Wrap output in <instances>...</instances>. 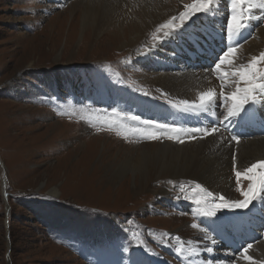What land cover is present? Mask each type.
<instances>
[{
  "label": "rangeland",
  "instance_id": "rangeland-1",
  "mask_svg": "<svg viewBox=\"0 0 264 264\" xmlns=\"http://www.w3.org/2000/svg\"><path fill=\"white\" fill-rule=\"evenodd\" d=\"M72 2L0 0V264H199L180 256L177 241L199 235L186 206L201 191L197 185L207 186L180 177L143 190L133 180L112 185L107 181L114 165L100 164L105 150L116 155L131 149L116 140L173 142L166 135L150 140L129 131H164L144 125L151 119L140 118L136 106H143L141 99L177 104L156 89L151 74L181 61L178 51L194 38L187 37L190 30L222 22L217 12L222 1L213 3L209 15L197 16L203 8L193 13L191 6L207 0H177V12L131 51L107 33L87 40L89 31L78 23L82 7ZM193 17L189 28L179 29ZM245 54H238L240 66L248 63ZM138 56L143 70H137ZM126 102L139 121L123 110ZM53 188L61 193L54 196ZM159 188L168 190L167 196L156 193ZM195 200L191 204L200 197Z\"/></svg>",
  "mask_w": 264,
  "mask_h": 264
},
{
  "label": "bare ground",
  "instance_id": "bare-ground-1",
  "mask_svg": "<svg viewBox=\"0 0 264 264\" xmlns=\"http://www.w3.org/2000/svg\"><path fill=\"white\" fill-rule=\"evenodd\" d=\"M262 2L264 0H257V5ZM73 4L82 7L83 16L78 23L81 22L82 29L89 31L87 38L85 37L87 40L107 33L117 45H125L130 48V51L139 46L149 32L161 22L171 18L178 8L177 0H73L71 6ZM220 5L222 3L219 4L217 12L221 14L220 19L225 21V23H228L231 15H237V13H233L227 18ZM79 9L81 10V8ZM254 12L255 14L257 13L256 10ZM237 17L239 18L238 15ZM254 18L255 20L260 19L264 23L263 13L243 21L245 26L241 30H245V33L241 34L240 30L239 34H237L235 29L231 35L227 33V39L229 40L241 37L242 40L247 39V42L235 49L233 56L229 58L232 61L228 63L229 67H225L227 62L221 65L223 66L221 73L230 74V71H235V69L239 68L237 65L239 63L237 59L239 53L246 52L245 55H247L249 63L253 56L258 57L261 52H264V24L258 25L257 21H253ZM252 28L256 29V33L252 31ZM214 45L215 42H212V46ZM211 55L213 59L204 64L196 62L195 67L189 66L190 69L183 62L177 61L171 63L167 71L151 74L152 78L154 77L152 83L156 89L167 91L169 96L176 99L180 107H168V105L158 101L154 104L155 106L149 104L150 107L160 110L172 108L170 111L179 114L181 111H185L184 109L186 108V105L180 103L181 101L186 100L189 105L195 107L200 103L199 97L203 92L213 91L215 93L214 99L219 91L229 97L234 91L225 92L222 90L224 83H220L218 79L212 76L213 70H205V67L210 62L213 67L217 64L215 55ZM201 67L202 69H200ZM217 73L220 74V72ZM229 83L235 89L238 83L240 87L244 86L242 82H236V77L232 80L230 78ZM213 102L209 107L208 113L214 108ZM185 112L192 116L188 119L190 123L194 120L196 114L201 113L190 110ZM204 113L205 115L195 123L193 128L191 127L192 125L186 124L189 128L185 126L184 130L181 131V137H184L185 142L179 145L178 143H173L174 140L173 142L164 141L160 143V141L159 143L142 142L141 144H133L114 139L117 144L122 142L123 145H126L127 148L131 147V149H127L128 151L124 154L117 152L116 155L110 151H104L100 167L103 169L104 163H111L115 167L107 183L113 185L119 179H124L122 183L126 185L129 180H133L135 187L143 190L150 188L153 182L164 181L168 177H180L190 180L197 179L211 189L230 194L234 187L232 171H242L243 168L251 166L254 161L264 159V137L258 136L251 140L241 141L237 147L238 152L235 154L233 146L223 136L220 129L216 132L211 131L212 128L216 127L213 126L207 112ZM172 123L174 124V122ZM195 128L207 129L209 134L205 135L203 131L199 133L191 131ZM191 137H195V139H190ZM120 148L122 147L120 146ZM233 158H235V167ZM155 191L165 196L168 194V190L164 188H159ZM59 192L57 188H53L50 193L58 196ZM180 243H184V241L181 240ZM188 247L190 246L183 245L181 254L184 259L187 258L190 263L208 264L201 257L194 258ZM254 247L257 248L254 257H258L259 264H264V243H258ZM154 260L160 261L157 258Z\"/></svg>",
  "mask_w": 264,
  "mask_h": 264
},
{
  "label": "snow or ice",
  "instance_id": "snow-or-ice-1",
  "mask_svg": "<svg viewBox=\"0 0 264 264\" xmlns=\"http://www.w3.org/2000/svg\"><path fill=\"white\" fill-rule=\"evenodd\" d=\"M241 3H243V0H241ZM212 4V0H207V3L204 4L202 7H198L196 4H193L191 6L193 13L199 12L202 10H207L209 5ZM253 7H258L260 9H264V2L258 4V5H252ZM235 10L233 9V13ZM184 15V14H182ZM244 16L241 15L239 18L237 15L233 14L231 15L230 20L227 23V32L231 35L233 30L235 29L237 31V34H239L240 30L244 28ZM238 44V42H234L233 44L229 45L226 49V51L223 52V55L219 57V63L215 65V69L217 71L220 70L221 65L227 63H231L232 61L229 59L233 56V53L235 52L234 45ZM264 62V52H261L260 55L253 56L250 60V62L246 66H241L232 73L233 76L238 77V81L242 82L243 87L238 86L236 87V90L231 93V95L228 97L233 103L232 106L228 109V115L229 116H237L245 107V105L249 104L250 102H255V96L259 95L261 99H264V83H258V81H264V73H260V69L258 67V64ZM228 73H223V77L227 76ZM215 93L211 90L207 92L201 93L199 100L200 103L193 107L192 105L188 104V101H181L180 103L183 105H186L185 111H193V112H207L209 110V107L211 106L212 102L214 101ZM175 107L179 108L180 105H174ZM132 120L139 121V117L133 116L131 118ZM144 125H155L156 129L164 130V131H147L146 129L141 128H131L129 131L133 133H142L147 136L150 140H156L159 139L161 136L166 135V138L168 140H176L179 143H184L185 141L180 138L179 133L182 131V129L178 127H174L172 125H169L168 123H157L151 120H144L142 121ZM217 128H212V132H216ZM193 132H201L203 131L205 135H208L209 132L207 129L201 130L199 128L192 129ZM190 139H195V137H191ZM232 139L235 140L237 143H239V138L237 136H232ZM233 165L235 167V158H233ZM235 176L237 178V181L241 177L249 180L251 183L249 184V187L247 191L242 192V195L244 196V200L242 201H235L232 203H228L224 201V197L221 196L220 200L221 203H217L214 205L213 209L211 211H208L206 213L207 216H214L216 214V210L218 209H243L247 208L248 205L257 198L259 193L264 192V161H259L257 163L251 164V166L247 167L243 171H235ZM199 187V185H197ZM210 195V193H209ZM199 203V201H197ZM211 239V237H209ZM216 241L213 239L212 243L214 244ZM248 247H251L249 245ZM205 250L208 253L213 252V248L210 246H205ZM248 251V248L244 249V259L245 260H251L252 257L249 255H246ZM208 264H212L211 261H208Z\"/></svg>",
  "mask_w": 264,
  "mask_h": 264
}]
</instances>
